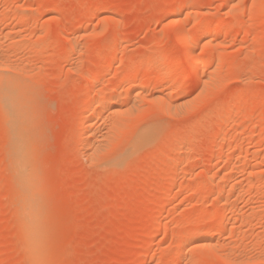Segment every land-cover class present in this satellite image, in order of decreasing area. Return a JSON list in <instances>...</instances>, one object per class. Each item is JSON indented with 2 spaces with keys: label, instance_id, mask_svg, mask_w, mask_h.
<instances>
[{
  "label": "rangeland",
  "instance_id": "obj_1",
  "mask_svg": "<svg viewBox=\"0 0 264 264\" xmlns=\"http://www.w3.org/2000/svg\"><path fill=\"white\" fill-rule=\"evenodd\" d=\"M0 68L26 91L38 176L35 233L21 221L1 104L0 264H247L264 253V0H0ZM92 78L109 97L103 109L94 98L86 148ZM144 130L152 140L126 159ZM194 234L208 240L180 245Z\"/></svg>",
  "mask_w": 264,
  "mask_h": 264
},
{
  "label": "bare ground",
  "instance_id": "obj_2",
  "mask_svg": "<svg viewBox=\"0 0 264 264\" xmlns=\"http://www.w3.org/2000/svg\"><path fill=\"white\" fill-rule=\"evenodd\" d=\"M179 28H181V26H179ZM179 33H176V34H178L179 35V37H180V40H181V42H182V45H183V47L185 48V53L187 54H185V56L190 60V61H193L194 59H195V53H194V46L195 45H193V44H195V43H193L192 42V40L188 37V36H186V35H184L183 33L184 32H182V30H181V32L180 31H178ZM198 38V37H197ZM195 42V41H194ZM198 43V42H197ZM119 60H120V58H119V56L117 57V56H113V57H111V62L113 63H116V62H119ZM4 61V60H3ZM121 61V60H120ZM195 61V60H194ZM200 62V61H199ZM6 63V62H5ZM200 64V63H199ZM3 67H5V66H3ZM9 67V66H8ZM1 69V68H0ZM7 69V68H6ZM200 68H199V65H198V63H197V65H195V67H194V74L197 76V73L199 72L198 70H199ZM3 71V70H2ZM172 71V70H171ZM170 72V71H169ZM174 71H172V73H173ZM2 74H0V106H1V104H2V107H3V109H4V116H5V120H6V122L5 121H3V122H5V124H6V131L5 132H8V137L10 136V142H9V146L8 147H10V149H8V150H10V154H12V157H13V160H11V163L13 164V169L12 170H14L13 171V178H14V182H16V186H17V189H18V193H19V198H21V200H19V204H20V206L19 207H22V208H20V210H22V212H21V221H22V224H27L25 227H29V229H30V231H34L35 232V230H37L36 229V227H34V226H36L35 224L37 223V221L35 220L34 221V218L37 216V211L36 210H38L36 207H35V204H37V201H35L36 200V198H34V197H36V196H34V194H35V192H37V191H32V189H31V185H32V183H33V180L35 179V178H33V174H32V171H33V163L35 162H32V159H31V152H30V149H29V146H31V144L30 145H28L29 143H27V136H26V132H25V126L24 125H26L25 123L23 124V122H25V121H23L24 119H23V115L22 114H24L23 113V110H22V107L24 108V107H26V105H28V102L26 101V99H25V97L27 96V95H25V92L26 91H24L23 90V88L21 89V91L23 90L24 92H22L23 94H24V96H23V94L22 93H20L19 92V88H18V83L16 84L15 83V81L13 80V78L14 77H11L10 76V74H8L7 76H4L3 75V72H1ZM5 73V72H4ZM14 74V73H13ZM175 74V73H174ZM193 74V76H195ZM170 75H172V74H170ZM157 76H159V73H158V75ZM157 76H156V78H157ZM85 77H87V75H85ZM198 77H199V75H198ZM197 78V77H196ZM93 79V78H92ZM94 81L92 82V85H91V88H90V90H89V92H88V94H86L85 96V98H83V101H82V103H81V107H82V109L81 110H84L85 112H90L89 114H87L86 115V113L85 112H83V113H85V115L86 116H84L83 117V115L81 116V122H82V120L87 124V126L85 125V128H84V132L82 131V142H84L85 143V146H86V148L87 147H89L90 145L88 144V141H90L89 139H90V137L92 136L91 135V133H92V127H94V126H92V125H90L92 122V120H93V118H95L96 116H98L97 114H96V107H94L93 106V103H94V98L96 99V98H98L99 99V101L98 102H96V104L98 105V104H100V106H101V104H102V109H103V107L105 106L104 104V102L106 101V98H108L109 96L107 95L106 96V94L105 95H103V96H101V98H99V96L97 95V97L95 96V92L97 91L96 90V87L97 86H99V85H97L98 84V82L100 83V81L99 80H97L96 78H94L93 79ZM101 80V79H100ZM18 81H20V80H18ZM92 81V80H91ZM17 82V81H16ZM21 82V81H20ZM102 83V82H101ZM123 83V82H122ZM97 85V86H96ZM140 85V84H139ZM19 86H21V84H19ZM141 87V86H140ZM28 91V90H27ZM27 93H29V92H27ZM26 93V94H27ZM21 94H22V96H21ZM103 94V93H102ZM108 94V93H107ZM100 95V94H99ZM110 95V94H109ZM117 95V94H116ZM29 96V95H28ZM113 96V95H112ZM24 99V100H23ZM157 99V98H156ZM28 100V99H27ZM108 100V99H107ZM117 100V99H116ZM154 100V99H153ZM23 101H26L27 102V104L24 106V104L26 103V102H23ZM30 102V101H29ZM104 103V104H103ZM159 103V102H158ZM161 103V102H160ZM96 104H94V105H96ZM104 105V106H103ZM28 106H30V104L28 105ZM27 106V108H29ZM80 107V108H81ZM26 108V109H27ZM101 108V107H100ZM24 110H25V108H24ZM30 110V109H29ZM99 111H101V110H99V108H98V111H97V113H99ZM25 112V111H24ZM26 112H27V110H26ZM80 112V111H79ZM78 112V113H79ZM28 114H30V112L28 111ZM100 114V113H99ZM24 115H26V114H24ZM27 116V115H26ZM29 116V115H28ZM30 116H31V114H30ZM83 117V118H82ZM80 118V117H79ZM97 118V117H96ZM27 119H28V117H27ZM30 120V119H29ZM81 122H77V123H80L79 125H82L83 124V122H82V124H81ZM32 123V122H31ZM28 124H30V123H28ZM94 125V124H93ZM5 126V125H4ZM29 126V125H28ZM32 126V125H31ZM26 127H27V125H26ZM30 127V126H29ZM82 127V126H81ZM84 127V126H83ZM157 127V126H156ZM153 128H155V127H153ZM4 129V128H3ZM34 128L32 127L31 128V130H33ZM96 129V128H95ZM140 130H142V129H140ZM145 131V130H144ZM221 131V130H220ZM33 132H34V130H33ZM28 134V136H29V130H28V132H27ZM138 133V132H137ZM6 134V133H5ZM139 134V133H138ZM139 137V136H138ZM137 137V138H138ZM151 137H152V134H151V132L150 131H148V130H146L144 133H143V131H142V135L137 139V140H135V143L133 144V146H132V149L131 150H129V154H127V155H129V156H127V155H124V156H127L126 157V159H128V157H130L131 155L130 154H134L135 153V150H137V149H139V148H141V146L142 147H145V145H147L149 142H150V140H152L151 139ZM29 138V137H28ZM135 138V137H134ZM32 139V138H31ZM30 141V140H29ZM28 141V142H29ZM84 143H83V145H84ZM219 143H221V141L219 142ZM218 144V143H217ZM32 145H34V144H32ZM87 145H89V146H87ZM96 145V144H95ZM219 145V144H218ZM150 146V145H149ZM90 148H92V147H90ZM90 148H88V149H90ZM94 148V147H93ZM87 149V150H88ZM128 149V148H127ZM32 151H33V149H31ZM91 150V149H90ZM89 150V151H90ZM184 150V149H183ZM35 151V150H34ZM33 151V152H34ZM92 151H94L93 149H92ZM97 151V150H96ZM32 152V153H33ZM9 153V152H8ZM122 153V152H121ZM120 153V154H121ZM36 154V153H35ZM91 154V153H90ZM124 153H122V155H123ZM37 156V155H36ZM119 157H121V156H119ZM126 159H124L123 160V158H119L118 160H117V162L114 164V165H116V164H121L122 162H124ZM114 161H116V158H115V160ZM37 162V161H36ZM110 163H112V162H110ZM11 164V165H12ZM37 164V163H36ZM109 165V164H108ZM113 165V166H114ZM176 165V164H175ZM177 166V165H176ZM37 167V166H36ZM36 167H34V168H36ZM117 167H118V165H117ZM36 179H38V176H37V178ZM35 179V180H36ZM34 180V181H35ZM38 183V182H37ZM15 184V183H14ZM34 184V183H33ZM35 185H36V183H35ZM38 185V184H37ZM32 192H34V194L32 195ZM17 193V192H16ZM21 194V195H20ZM39 195V194H38ZM41 196V195H40ZM35 199V200H34ZM16 201H17V199H16ZM34 201V202H33ZM18 203V202H17ZM35 203V204H34ZM38 205V204H37ZM42 206H43V204H42ZM18 208V207H17ZM19 209V208H18ZM36 209V210H35ZM17 211H19V210H17ZM36 211V212H35ZM36 215V216H35ZM43 215V214H42ZM225 215V214H224ZM18 216H19V213H18ZM35 216V217H34ZM20 217V216H19ZM223 217V216H222ZM42 218V217H41ZM23 219H24V222H23ZM28 220H29V222H28ZM26 221V222H25ZM34 222V223H33ZM41 222H42V220H41ZM224 224V223H223ZM41 225V224H40ZM220 225V224H219ZM43 227V226H42ZM40 228V227H39ZM218 228H220V227H218ZM23 229H25L24 227H23ZM35 229V230H34ZM215 229H216V227H215ZM221 231V230H220ZM39 232L41 233V230H39ZM35 233H37V232H35ZM42 234V233H41ZM191 234V233H190ZM193 234V233H192ZM152 235V234H151ZM189 235V234H188ZM187 235V236H188ZM214 236V235H213ZM213 236L212 237H210V238H213ZM186 237V236H185ZM152 238V237H151ZM208 240V238H205V237H202V236H200V235H190V236H188V237H186L185 239H183V242L180 244V245H182V246H184V245H188L189 243H191V242H194V241H198V240ZM28 239V238H27ZM26 239V240H27ZM29 240H30V242L29 241H27V243H28V245L29 244H32L31 243V239L29 238ZM151 240V239H150ZM149 240V241H150ZM211 240V239H210ZM152 241V240H151ZM26 243V244H27ZM33 243H35V242H33ZM38 244V243H37ZM27 245V246H28ZM41 245V244H40ZM30 246V245H29ZM28 246V247H29ZM39 246V245H38ZM34 248V247H33ZM180 249H181V247H180ZM184 249V248H183ZM182 249V250H183ZM29 251H32V249L31 248H29ZM142 251V250H141ZM34 252H35V250H34ZM34 252H30V255L31 254H33V255H35V253ZM139 253H138V255L139 256H142V253L140 252V251H138ZM37 254H38V252H36ZM217 254V253H216ZM146 255V254H145ZM144 255V256H145ZM37 256V255H36ZM35 257V256H34ZM38 257V259H39V256H37ZM33 258V257H32ZM140 258V257H139ZM142 258V257H141ZM35 259H36V257H35ZM34 259V260H35ZM37 260V259H36ZM35 260V261H36ZM40 260V259H39ZM40 262V261H39Z\"/></svg>",
  "mask_w": 264,
  "mask_h": 264
},
{
  "label": "snow or ice",
  "instance_id": "obj_3",
  "mask_svg": "<svg viewBox=\"0 0 264 264\" xmlns=\"http://www.w3.org/2000/svg\"><path fill=\"white\" fill-rule=\"evenodd\" d=\"M8 71H11V69H8ZM50 107L54 109L55 105H51ZM222 264H235V262L230 259H225L222 261ZM247 264H264V253L261 254V257L258 260H249Z\"/></svg>",
  "mask_w": 264,
  "mask_h": 264
}]
</instances>
